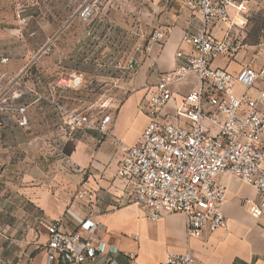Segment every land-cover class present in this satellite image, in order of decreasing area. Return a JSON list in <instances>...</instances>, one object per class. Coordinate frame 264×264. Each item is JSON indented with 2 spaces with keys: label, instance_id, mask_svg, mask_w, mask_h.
<instances>
[{
  "label": "crops",
  "instance_id": "0c3cea01",
  "mask_svg": "<svg viewBox=\"0 0 264 264\" xmlns=\"http://www.w3.org/2000/svg\"><path fill=\"white\" fill-rule=\"evenodd\" d=\"M247 2L244 14L230 9L238 25L212 28L216 37L240 38L246 47L238 50L235 58H216L214 66L237 72L256 52V65L264 64V50L258 49L264 37L259 32L248 37L249 28H262L264 0ZM150 13L151 29L163 30L166 38L161 44L152 42L153 30L144 36L145 52L139 56L136 70L118 66L128 79H121L119 90L107 97L106 114L112 116L108 136L102 137L95 129L71 131L64 118L52 114L51 103L40 101L36 92L28 91L26 126L19 125L17 118H0V264H68V256L48 248V230L35 225L37 217L58 221L65 231L81 229L85 237L100 244L102 252L84 264H165L169 253L186 252L202 264H264V221L253 218L245 203L246 199H257L258 193L239 177L219 176L227 186L223 209L228 226L206 231L200 238L187 236L182 213L152 219L131 202L130 188L116 178L124 146L137 142L148 124L145 103L149 88L157 83L160 72L181 63L176 53L186 47L184 33L197 32L202 26L186 0H154ZM95 15L96 8L83 23L84 31L76 35L75 61H95L89 54L98 38ZM240 23L245 26L241 28ZM108 24L115 29L114 20ZM141 31L147 33L146 27ZM87 73L79 72L82 77ZM102 74L120 81L118 73ZM194 86L192 77L178 89L187 93ZM236 88L243 91L241 86ZM36 109L40 110L38 116L34 115Z\"/></svg>",
  "mask_w": 264,
  "mask_h": 264
},
{
  "label": "built area",
  "instance_id": "2783aa9c",
  "mask_svg": "<svg viewBox=\"0 0 264 264\" xmlns=\"http://www.w3.org/2000/svg\"><path fill=\"white\" fill-rule=\"evenodd\" d=\"M186 6L199 16L201 29L184 33L186 47L176 53L181 63L160 72L157 83L149 88L148 124L137 142L124 146L115 175L130 188L131 202L152 219L182 213L187 236L200 238L206 231L228 226L223 209L227 186L220 181L221 175L239 177L256 189L258 198L245 203L253 218L264 221V64L256 65V52L237 72L213 65L216 58H235L246 47L240 38L216 37L212 28L238 25L230 9L246 13L247 0H186ZM92 13L87 5L80 15L88 19ZM239 25L243 28L245 23ZM165 38V32L156 29L150 40L161 44ZM140 52L144 54V48ZM138 65L139 57L133 56L125 68L133 72ZM192 77L195 86L182 93L179 85ZM66 81L57 82L59 89L80 87L83 77L72 74ZM237 86L243 87L241 93ZM18 111V124L26 126L27 107L20 106ZM69 114L66 124L71 131L86 128L98 130L102 137L109 135L110 114L99 121L78 110ZM42 223L49 233L48 248L68 256V264H84L102 252V246L81 229L62 230L55 220ZM165 264L202 263L186 252L169 253Z\"/></svg>",
  "mask_w": 264,
  "mask_h": 264
},
{
  "label": "rangeland",
  "instance_id": "374dc122",
  "mask_svg": "<svg viewBox=\"0 0 264 264\" xmlns=\"http://www.w3.org/2000/svg\"><path fill=\"white\" fill-rule=\"evenodd\" d=\"M87 5L93 8L92 15L96 8L94 27L98 31L96 46L89 53L95 59L92 63L73 59L76 35L92 17L83 19L80 15ZM153 5L154 0H0V118L18 120V109L27 107L29 91L36 92L40 101L51 103L52 114L64 118L65 124L74 110L101 120L108 110V95L128 79L118 66L139 57L145 37L154 30L150 27ZM112 20L114 30L108 26ZM145 27L144 34L141 30ZM254 32L264 37V15L262 28H249L248 37ZM259 43L258 49L264 50V39ZM81 71L88 73L80 87L59 89L57 82L68 83L70 75H80ZM112 72L119 74L120 81L102 74ZM39 111L36 109L34 115H40ZM42 220L37 217L35 225L44 226Z\"/></svg>",
  "mask_w": 264,
  "mask_h": 264
}]
</instances>
